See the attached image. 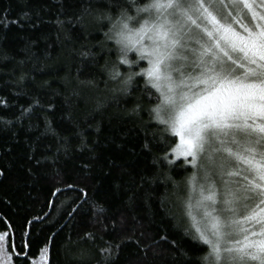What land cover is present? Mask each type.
<instances>
[{"label":"snow or ice","instance_id":"obj_1","mask_svg":"<svg viewBox=\"0 0 264 264\" xmlns=\"http://www.w3.org/2000/svg\"><path fill=\"white\" fill-rule=\"evenodd\" d=\"M23 17L30 22L28 12ZM36 17L39 19V13ZM89 18L100 30L107 29L97 46L101 54L116 56L111 65L106 61L101 68L107 75L105 88L109 81L117 82L119 87L111 91L128 96L140 90L143 81L149 107L137 103L131 114L139 117L145 112L148 116L147 122L141 118L140 131L145 138L143 150L158 153L153 159L157 170L152 179L171 182L176 188L178 182L170 172L177 161L185 169H193L186 181L187 197H178L191 221L184 230L192 242L189 250H182L167 236L160 240L179 253L180 264H264V0H96L95 5L89 0L72 20L57 18L56 25L63 30L71 24L83 31ZM64 39L72 40L70 32ZM31 44L21 49L25 59L17 61L13 69V73L20 70V83L27 79L24 69L32 58ZM81 55L97 60L91 50ZM8 59L7 55L0 56V60ZM79 75L78 70L77 78ZM78 85L99 88L100 82L78 79ZM74 96L77 107L80 103L87 107L88 97L75 91ZM0 103L8 106L2 98ZM104 106L97 102L94 112ZM68 107L60 118L67 127L58 126L55 105L45 106L38 98L23 108L16 120L27 119L29 128L39 132L29 143L28 159L55 169L50 196L69 190L80 193L67 206L64 202L56 206L53 201L46 205L54 207L60 219L68 216L75 220L82 203H88V191L77 182H67L58 165L62 158H73L74 143L77 151H95L88 139V128L92 127L89 117L94 119V115L85 112L84 118H78L72 106ZM33 118L40 123H31ZM41 141H46L45 151L37 155ZM26 171L35 175L31 167ZM4 176L5 170L0 169V177ZM148 179L142 176L141 182ZM81 196L85 199L77 203ZM92 210L100 222L104 207L93 204ZM36 219L43 217H33ZM111 227L118 242L105 241V247L99 249L101 264H115L125 243L139 245L137 230L140 236L147 235L143 224L137 229L125 216H121L118 227L115 221ZM27 235L22 232L21 242L16 243L10 231H0V264H16L22 257L26 259L21 264H48L56 232L39 249V259L33 258ZM80 239L94 242L95 236L89 232ZM153 244L156 247L146 245L145 256L148 252L159 255V241L153 239Z\"/></svg>","mask_w":264,"mask_h":264},{"label":"trees","instance_id":"obj_2","mask_svg":"<svg viewBox=\"0 0 264 264\" xmlns=\"http://www.w3.org/2000/svg\"><path fill=\"white\" fill-rule=\"evenodd\" d=\"M91 2L95 5L96 0ZM88 3L89 0H0V20L3 21L0 23V56L9 57L0 60V98L8 105L5 107L0 103V169L5 170V176L0 177V231H10L16 243L21 242V234L26 232L25 239L30 236L32 241L34 259H39V249L56 232L51 239L48 264H101L99 249L105 247V241L118 242L111 226L115 221L118 227L121 216H125L137 229L143 224L147 235L140 236L137 230L139 245L125 243L115 264H140L144 260L147 264H173L174 261L180 264L179 253L160 237L167 236L169 241L175 240L181 245L182 250H189L192 242L184 235V230L191 221L182 214V200L178 197L183 196L193 169H185L182 162L177 161L170 172L178 182L176 188L171 182L152 179L157 170L153 159L158 153L143 150L145 138L140 131L141 118L147 122L148 116L145 112L139 117L131 114L137 103L149 107L150 102L143 95V81H140V90H133L128 96L111 91L119 87L117 82L109 81L105 88L103 80L107 75L101 72V68L106 61L111 65L116 60L114 53L101 54L97 47L104 40L103 31L107 29L100 30L91 24V18L83 31L71 24L63 30L56 25L57 18L72 20ZM24 12L29 13L30 22L23 17ZM36 13H39V19ZM13 20L20 23H10ZM31 24L39 27L33 28ZM69 32L72 36L70 42L64 39ZM58 35L60 39H57ZM29 42H32V58L24 69L27 79L20 83V70L13 73V69L17 68V61L25 59L21 49ZM108 47H111L110 43ZM89 50L97 57L96 61L91 55L88 58L81 55ZM78 70L80 75L77 78ZM78 79H95L100 82V87L78 85ZM74 91L88 97L87 107L83 103L77 107L78 98ZM37 98L45 106L55 105L58 126H68L60 119L69 111L68 105L78 118H84L85 112L94 115V119L89 117L92 127L88 128V139L95 151H77L74 143L73 158H62L58 165L67 182H77L88 191V203H82L75 220L68 216L60 219L61 214L46 205L53 201L56 206L61 202L67 206L80 193L69 190L51 197L55 169L38 166L34 160L28 159L29 143L39 132L29 128L27 119L17 121L16 117ZM97 102L105 106L94 112ZM3 120L13 123L5 125ZM31 123L40 122L33 118ZM97 126L99 131H96ZM45 143L40 142L37 155L45 151ZM28 167L32 168L34 176L27 173ZM142 176L149 179L141 182ZM141 183L142 187H137ZM84 199L81 196L77 203ZM93 204L105 209L100 222L93 213ZM46 212L49 216H44ZM36 216L43 219L33 220ZM29 220H32L31 225L27 224ZM60 224L65 226L61 228ZM89 232L94 234V242L80 239ZM153 239L159 241V255L148 252L145 256L146 245L156 247ZM25 259H18L16 264Z\"/></svg>","mask_w":264,"mask_h":264},{"label":"rangeland","instance_id":"obj_3","mask_svg":"<svg viewBox=\"0 0 264 264\" xmlns=\"http://www.w3.org/2000/svg\"><path fill=\"white\" fill-rule=\"evenodd\" d=\"M187 194H188V185H187V187H186V190H185V192H184L182 198H186V197H187ZM182 214H183L184 216H186V215H185V209H184V206H183V201H182ZM186 217H187V216H186ZM187 218H188V217H187Z\"/></svg>","mask_w":264,"mask_h":264}]
</instances>
